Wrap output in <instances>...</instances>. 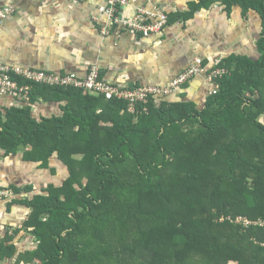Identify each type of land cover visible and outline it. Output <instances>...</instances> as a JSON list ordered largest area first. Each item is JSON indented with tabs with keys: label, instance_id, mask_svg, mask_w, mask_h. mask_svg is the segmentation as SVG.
<instances>
[{
	"label": "trees",
	"instance_id": "trees-1",
	"mask_svg": "<svg viewBox=\"0 0 264 264\" xmlns=\"http://www.w3.org/2000/svg\"><path fill=\"white\" fill-rule=\"evenodd\" d=\"M217 5L228 15L256 12L264 29V0H199L188 14L169 15V27ZM257 47L258 61L231 56L214 68L228 74L204 110L167 97L135 115L125 100L40 85L29 103L0 109L6 155L23 153L43 169L56 157L68 171L61 186L33 198L31 186L5 190L9 212L30 214L0 239V264L17 255L14 264H264V228L226 219L264 218V38ZM40 97L65 102L64 115L34 119ZM21 233L34 251L18 254Z\"/></svg>",
	"mask_w": 264,
	"mask_h": 264
},
{
	"label": "crops",
	"instance_id": "crops-1",
	"mask_svg": "<svg viewBox=\"0 0 264 264\" xmlns=\"http://www.w3.org/2000/svg\"><path fill=\"white\" fill-rule=\"evenodd\" d=\"M198 1L130 0L120 15L127 23H133L143 9L152 14L159 10L168 16L185 15L191 12L190 5ZM7 5H14L17 12L0 25V63L54 75L83 76L92 66H99L107 82L123 87H167L197 59H202L209 71L231 56L258 61L257 44L264 38L260 16L253 11L246 16L240 7L228 15L226 7L217 5L211 11L198 13L195 19L180 20L164 33L148 38L123 26H113L99 13V0H0V8ZM105 29L110 32L108 35ZM218 91V86L203 75L169 100L192 102L204 110L208 98ZM64 105L65 102L40 97L33 105L32 116L38 121L62 117ZM18 106L23 105L11 97H0V109ZM260 121L264 124V117ZM22 154L6 155L0 149V189L31 186V198L56 179L52 172L56 173V166L50 163L51 169H43L40 163L24 161ZM52 160L63 166L56 157ZM10 204L0 201L1 236L8 233L14 237L30 214L22 206L9 212ZM15 243L20 254L36 248L33 239L24 233L16 236V246Z\"/></svg>",
	"mask_w": 264,
	"mask_h": 264
},
{
	"label": "built area",
	"instance_id": "built-area-1",
	"mask_svg": "<svg viewBox=\"0 0 264 264\" xmlns=\"http://www.w3.org/2000/svg\"><path fill=\"white\" fill-rule=\"evenodd\" d=\"M89 1V0H81ZM102 6L99 13L107 17L113 26H123L129 31L143 34L150 38L153 35L164 33L169 28V16L158 10L157 14H152L147 10H141L133 23H127L120 15L122 8L129 5L130 0H99ZM17 8L14 5H7L0 8V25L8 18L16 14ZM105 35L110 32L108 29L104 31ZM203 60L197 59L175 79L167 87L160 86H129L122 87L108 83L102 78V69L99 66L91 67L86 75H51L39 70H31L22 67H15L0 63V97H11L20 104H26L31 101L30 92L33 85L42 87H59V88H75L82 91L85 96L103 97L106 100H125L128 102V111L138 115L139 105L143 103L148 105L154 99L157 103H161L167 97L177 94L184 86L192 83L196 78L207 75L211 83H215L218 79H222L228 74L225 69L207 70L203 66ZM20 80L25 81L24 85L20 84ZM144 112L148 113L149 109L145 108ZM12 193L0 190V199L10 200ZM232 224L241 226L245 230L251 227L264 228V218L250 220L246 217H227ZM222 218V221L226 220Z\"/></svg>",
	"mask_w": 264,
	"mask_h": 264
},
{
	"label": "rangeland",
	"instance_id": "rangeland-1",
	"mask_svg": "<svg viewBox=\"0 0 264 264\" xmlns=\"http://www.w3.org/2000/svg\"><path fill=\"white\" fill-rule=\"evenodd\" d=\"M211 70H214V69H211ZM209 80V79H208ZM57 161L56 160H52V162H50L51 163V165H53V166H56V173H54L55 174V176H57L56 177V179L53 181V182H51V183H49V184H46L47 186H49L50 184H52V185H54V186H61L62 185V183L68 178V171H67V168L63 165H61V164H59L58 162V164H59V166H58V164L56 163ZM51 169V168H50ZM49 170V169H48ZM57 172H58V175H57ZM37 187H40V186H37ZM23 188H25V187H23ZM0 190H4V189H0ZM42 193V191H40L39 193L37 192V194H41ZM35 195H36V193H35ZM34 197V195H31V198H33ZM7 208V207H6ZM7 211V210H6ZM2 237L4 238L5 237V235H0V239H2ZM1 241V240H0ZM16 244V243H15ZM18 244H16V248L18 249V246H17ZM23 245H24V243H23ZM20 248V247H19ZM19 250V249H18ZM17 250V251H18ZM32 251H34V250H32ZM32 251H30V252H32ZM21 252V251H20ZM18 254H20V253H18ZM18 256V255H17ZM17 256L15 257V260L17 259ZM14 260V261H15ZM14 261H12V262H7L6 264H14L15 262Z\"/></svg>",
	"mask_w": 264,
	"mask_h": 264
}]
</instances>
